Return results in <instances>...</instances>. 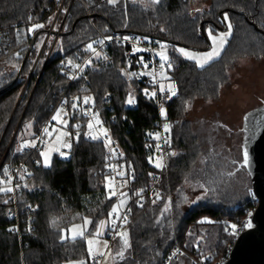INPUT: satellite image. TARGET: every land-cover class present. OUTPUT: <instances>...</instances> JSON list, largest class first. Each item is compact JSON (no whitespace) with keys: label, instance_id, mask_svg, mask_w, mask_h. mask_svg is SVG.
Masks as SVG:
<instances>
[{"label":"trees","instance_id":"1","mask_svg":"<svg viewBox=\"0 0 264 264\" xmlns=\"http://www.w3.org/2000/svg\"><path fill=\"white\" fill-rule=\"evenodd\" d=\"M62 2L0 0V29L9 34L8 53L0 55V178L6 179L5 167L12 174L27 160L31 175L27 186L17 191V202L21 209L38 206L33 230L24 233L20 241L10 216L12 192L0 193V264L88 261L85 239H62V230L80 216L88 217L93 224L86 235H91L100 220L111 218L108 214L115 198L108 193L107 151L99 140L88 139L87 120L76 111L64 116L72 133L68 158L60 151L45 167L40 151L32 153L33 147L18 151L27 138L37 137L63 94L81 100L94 98L100 119L125 154L124 172L135 174L128 188L132 202L124 226L130 247L124 248L120 236L113 241L114 264H163L176 241L188 254L182 257L185 264L203 258L205 264H214L228 256L234 235L227 232L226 222L241 224L245 220L252 185L236 188L232 176L236 170H244L241 153L232 157L230 153L225 163L226 153L217 151L220 144L209 152L188 114L197 100L220 96L229 82V70L240 60H264V0H117L115 5L108 0H66L65 9L71 7L63 31L49 57L50 45L40 55ZM228 22L232 24L228 43L220 57L203 68L177 52L179 47L207 51L211 46L208 30L225 32ZM35 24L43 27L29 31ZM99 33L144 35L168 48L172 64L169 82L175 83L177 94L163 106L164 120L174 123V154L159 187L161 199L150 194L157 166L155 145L148 135L159 119V107L144 96L148 85L131 75L126 61L129 50L110 45L108 55L93 58L72 85L64 75L65 62L84 58L86 44ZM129 94L137 107L127 103ZM77 122H82L79 141L74 136ZM223 148L228 147L223 144ZM240 190L244 196L243 191L238 194ZM169 198L171 207L165 211ZM121 249L123 258L117 256Z\"/></svg>","mask_w":264,"mask_h":264},{"label":"built area","instance_id":"2","mask_svg":"<svg viewBox=\"0 0 264 264\" xmlns=\"http://www.w3.org/2000/svg\"><path fill=\"white\" fill-rule=\"evenodd\" d=\"M65 4H66V0H63L47 32L46 38L41 47L40 55L42 51L44 50V48L47 45H50V51L48 54V57H49L50 53L52 52L55 44L57 43L63 31L64 23L70 11V7H71L70 5L68 9H65L64 7ZM63 12L65 13L64 15L62 14ZM107 37H111V39H107ZM126 37L128 39H125ZM101 40L104 41L103 44L99 43ZM90 43L93 44V46L97 49V51L101 53L102 57L108 55V48L112 44H115L118 47H123V48L128 49L129 55L126 58V61H127V66L130 69V72L136 73L134 77L138 78L140 81H143L148 85L146 89H148L149 93H151L152 91H156L155 97H151L150 95L146 96L144 94V96L147 99L155 101L159 107V119L156 121L155 127L149 132V133H159L160 134L159 139H155L154 137L149 136V138L152 140V142L155 145V150L153 152L154 161L162 165L161 167H157V171L151 176L152 187L150 190V194L151 196H156L155 194L159 193V187L161 186L162 182L164 181V178L167 176L169 172V159L174 154L173 137L171 133V128L174 125V123L165 121L164 116H162L160 112L161 107H163L166 102H169L174 97V96H171V93L168 90V88H165V91L163 93L159 91V86L161 83L164 84L166 82H169V80L162 79L159 76V73L161 71L160 69L161 61H160L159 55L155 53V50L159 49L160 47L152 43L151 39L144 35L112 34V35L106 36V35L99 33V36L96 39H93L86 44L85 46L86 56L84 58H79L77 60H74V63H79L81 65H84L87 60L89 59L92 60L93 58H96L95 55H93L90 51L87 50V45ZM8 48H9V34L7 31L0 29V55L7 54ZM134 49H138V50H134ZM38 59L36 63L38 62ZM67 61L64 64L63 72H64V75L69 78L70 85H72L75 82V80L79 77L82 71L77 70L73 68L72 66L68 65ZM144 64H148L149 67L147 69L144 68L143 67ZM165 69H166V74L169 77L170 72L172 71V68H167V64H165ZM152 70H155V74L157 76V79L155 81L152 79V76L147 75V74H142V73L150 72ZM72 76H75L76 78L73 79L71 78ZM65 101H67L66 104L64 103ZM72 103H73V97H69L66 94H63L59 98L57 104L52 108V114L50 118L43 124L41 130L39 131V134L36 137L37 147L32 148V153L39 152V151L41 152V150L45 147V143L48 139V136L43 131L45 128H48L49 131L52 132V134L54 133V127H53L54 122H53L52 117L62 106L67 110L68 115L76 111L80 116H82V118L86 119L87 122L90 119V115H86L84 113L83 109L85 108H88L90 112L91 111L98 112L99 117H101L100 111H98L95 108V106L93 107L91 105H84L81 100L79 108L72 109L71 107ZM132 107L133 108L137 107L136 101H134V103L132 104ZM109 109L111 111L113 110L112 107H109ZM165 123L171 126L170 131L167 133L164 131V127H163ZM76 125H80L82 127V122H77ZM76 125H75V133H74L75 137L78 131L76 128ZM104 127L106 126L104 125ZM88 139L91 140L90 138ZM111 140H112V137H111ZM99 141L102 142L103 145L105 146L103 138H101ZM158 145H159V150L157 148ZM105 148L107 151V165H106L107 183H109L108 178H111L112 180V189L108 187V193L110 195V192L113 189L116 190L117 195H114L111 197L115 198V204H118L120 199L122 198L120 197L119 193L128 191V188L130 187V185L135 179V174L134 173L129 174V175L127 174L123 177L117 175L118 171L125 170V167H126L125 154L113 142V140H112V144L108 147L105 146ZM110 149H115V151L112 152L110 151ZM110 164L118 166L117 172H113L112 169L108 167V165ZM25 169H27V172H25ZM29 173L31 174V169L27 166V160H26L23 163H20L18 166H16L14 169V172L11 174L12 177L14 178L12 186L15 188V190L12 192V196H11V199L13 200V208L10 211V216L15 220V227L13 228V231L18 234L20 241L24 233L26 232L30 233L33 230L32 224L35 220V214L38 211L37 205H34V206L28 205L24 209H21L19 208L18 202H17V197H16L17 191L25 187V185L27 184V180L30 176ZM22 175L25 177L24 179H21ZM133 176H134V179L132 178ZM15 185H20V186L15 187ZM249 199H250L251 206L247 210V216L241 224H235L237 226L235 232H233L231 228V225H233L232 222L231 221L226 222V224L228 225L227 232L234 235V244L239 238V236L244 231L249 229L247 225L249 223H252L253 214L258 206V200L256 198L255 191L253 188H250L249 190ZM143 201H144V198L141 197L140 203H143ZM131 202L132 201L130 200L126 207H123L121 205L119 208L117 231H123L124 226L128 222ZM124 217H126L127 222H125ZM118 237L119 236L115 235V233L112 231L111 225L109 223V226L107 230L105 231V239L108 241L109 249L112 246L113 241ZM229 255L226 257H222L220 261H216L214 264H225L229 259ZM185 256H188L187 252L176 241L173 248L167 253L166 257L164 258L163 264H173L174 262L178 261L179 259ZM208 260L211 261L212 258L208 257ZM206 261L207 260L204 258L199 261L193 260V264H205ZM87 264H105V256L103 257L98 256L95 261L92 259V257H90L89 260L87 261Z\"/></svg>","mask_w":264,"mask_h":264},{"label":"snow or ice","instance_id":"3","mask_svg":"<svg viewBox=\"0 0 264 264\" xmlns=\"http://www.w3.org/2000/svg\"><path fill=\"white\" fill-rule=\"evenodd\" d=\"M108 2L110 4L115 5L117 3V0H108ZM152 3H159V0H152ZM224 20L225 21L228 20L227 14H225ZM42 27H43L42 24H35V25L32 26V29H30L29 31H34L35 29L42 28ZM231 34H232V24H231V22H228L227 23V31L219 33V36L213 35L211 29L208 30V35H209V37L212 40V46H211V50L210 51L203 52V53H194V52H190V51H188V50H186L184 48H180V49H178V51L182 55H184L185 57H187L189 59H192V60H195L197 62V64L199 65V67L203 68L205 66V64L209 63L215 57L220 55V52L223 50L224 46L228 43V37H230ZM107 39H111V37H107ZM125 39H128V38L126 37ZM103 42L104 41L101 40L99 43L103 44ZM166 47H167L166 45L162 44L161 45V50L158 52V55H159L160 61H161V63H160L161 71L159 73V76L162 79L170 80L171 78L168 77L167 74H166L165 64H167V68H172V64L170 62L168 53L166 51ZM87 50L90 51L97 58H99L101 56V53L98 52L97 49L91 43L87 45ZM134 50H138V49H134ZM104 58L106 59L107 57H104ZM67 64L72 66L73 68H75L77 70L83 71V69L85 67H87V66L92 64V61H91V59H89V60H87L85 62L84 65H81L79 63H74V61L72 59H69L67 61ZM143 67L147 69L149 66H148V64H144ZM142 74H147V75L152 76V79L154 81L157 79V76L155 74V70H152V71L147 72V73H142ZM125 75H128V73H125ZM131 75L135 76L136 73H131ZM71 78L75 79L76 77L72 76ZM167 87H168V90L171 93V96H175L177 94V89H176L175 83H169ZM159 91L161 93H163L165 91V85L163 83L160 84ZM144 94L146 96L150 95L151 97H155L156 96V91H152L151 93H149L148 89H145L144 90ZM169 98H171V97H169ZM64 103L66 104L67 101H65ZM80 103H81V98L80 97H73V103L71 105L72 109L79 108ZM82 103L84 105H91V106L94 107L95 101H94L93 97L85 96V97H83ZM127 103L130 104V105L134 103V97L131 94H129V96L127 98ZM83 111H84V113L86 115H90V119L87 122L88 131L85 133V135L88 138H90L91 140H94V141L95 140H100L101 138H103L105 146L106 147L110 146L112 144L111 136H110L109 130L106 127H104V122L100 119L99 113L95 112V111H91L90 112L88 108L83 109ZM160 112H161L162 116L166 117V110L163 107H161ZM62 114L64 116L68 115L67 110L63 106L56 112V114L52 117V119L54 121H58L60 124H62V125H64L66 127L67 124H68V121L64 120L62 118ZM80 127H81L80 125H76V128H77L78 131L76 133V137L75 138H76L77 141H79V138H80V133H79V128ZM163 127H164V131L166 133L170 131V127L171 126L169 124L165 123ZM43 131L48 137L52 136V132L49 131L48 128H45ZM71 135L72 134L67 132V131L60 130L58 135L55 137L56 143L60 147L71 149V147H72L71 142L69 140H64L63 139L64 137H70ZM149 136H152L155 139H159L160 138V134L159 133H149ZM29 146L33 147V148L37 147V141H35V140L25 141L20 146L18 151L22 150L25 147H29ZM157 148L159 150V145L157 146ZM59 150H60L59 147H53V145L48 144L47 145V150L46 151H41L40 155L44 159L45 166H48L49 163H50V153L52 151H59ZM110 151L114 152L115 149H110ZM60 155L64 156L66 154L64 152H60ZM243 158H244V163L247 164L248 163V152L246 150L244 152V157ZM37 163H39V161ZM156 166L157 167H161L162 165L157 163ZM108 167H110L113 172H117V167H118L117 165H111L110 164V165H108ZM3 172L5 174V177H7V178L6 179L5 178H0V193L13 192L15 190V188L12 186L14 178L10 174L9 169L7 167H5L3 169ZM25 172H27V169H25ZM29 175H31V174L29 173ZM117 175L123 177V176L126 175V173L124 171H118ZM24 178L25 177L22 175L21 179H24ZM132 178L134 179V176ZM108 180H109L108 187L110 189H112V180H111V178H108ZM19 186L20 185H15V187H19ZM26 186L27 185H25V187ZM140 191L142 192L143 190L141 189ZM114 195H117V192H116L115 189H113L110 192V197L114 196ZM119 195H120V197H122V199H120L118 204H115V205L112 206L111 211L109 212L108 215H109V217H111L110 225H111L112 231L115 233V235H118V236H120L122 238L124 248H127V247H130L129 241H128V234L126 232H123V231H117L118 218H119V208L124 203L123 197L126 196V193L121 192V193H119ZM155 195L157 196L158 199L161 198L159 196V193H156ZM5 203H7V201H5ZM153 203H155V200L153 201ZM170 207H171V198H169L168 204L165 205V211H169ZM83 220H84L83 225H72L70 228L62 230L63 235H62L61 238L62 239H66V238H68V234L71 233V238L73 240H75L77 238L85 239L86 244H87L88 255L90 257H92V259L94 261L97 259L98 256L103 257V256L110 255V253L107 252V251H104V252L100 251L101 241L98 239V237H100L103 234V232L107 230V228L109 226V221L108 220H100L99 223L96 225V229H95V232L92 234V237L89 238L85 234L86 233V228H87V226L92 225L93 221L90 218H88V217H84ZM124 220H125V222H127L126 221V217H124ZM52 224H53V226H55L56 221L53 220ZM247 226L251 227V223H249ZM231 228H232L233 232H235L237 226L235 224H233V225H231ZM10 231H11V229H10ZM102 246L105 249H107L108 248V241H106V240L103 241L102 242ZM117 256H119L120 258H123L124 257V249H121L119 252H117ZM73 264H87V261L82 259V260L73 262Z\"/></svg>","mask_w":264,"mask_h":264},{"label":"rangeland","instance_id":"4","mask_svg":"<svg viewBox=\"0 0 264 264\" xmlns=\"http://www.w3.org/2000/svg\"><path fill=\"white\" fill-rule=\"evenodd\" d=\"M219 33L221 32L212 33V34L215 36H219ZM209 40L212 46V40L210 37ZM154 44L160 47L159 49L155 50V53L158 55V52L161 50V45L163 43L156 42ZM180 48L182 47L177 48L178 53H180L178 51V49ZM186 50L194 53H203L210 51L211 48L208 49L207 51H194L189 49ZM223 50L220 52V55L223 52ZM166 51L168 52L167 47H166ZM220 55L215 57L212 61L218 59ZM182 56L186 59H189L184 55ZM212 61H210L209 63H211ZM207 64H205V66ZM228 73H229V79H228L229 82L227 85L223 87L220 96L217 99L210 101L197 100L188 114V119H190L195 124V127L197 128L198 132L205 140L209 152L212 151L211 150L212 148L213 149L215 147L217 148V146H219L220 144L217 151L226 153L224 154V157H226L224 158V161H226L225 163L229 161L230 153L232 154L231 157L233 156V154L241 153V159L243 160L242 139H243L244 116L251 110L264 104V60H256L253 58L242 59L236 64L235 67L230 69ZM169 83L170 82L164 83L165 88H168L167 86ZM62 118L64 119L63 114H62ZM53 122H54L53 124L54 133L52 134L51 137H48L45 143V147L41 151H46L48 144L53 145V147H59L60 150L52 151L50 153V163L48 166H45L44 159L41 156L42 164L45 167H49L51 165L53 156L60 151L66 154L62 156L63 158H68L69 156L68 148L66 149L64 147H60L56 143L55 137L58 135L60 130L67 131L69 133L71 132L67 129V126L65 127L64 125L60 124L58 121L53 120ZM63 139L69 140L72 143V135L70 137H64ZM32 140L36 141V138L26 139V141H32ZM223 144L228 148H223ZM232 180L236 188L240 186L245 187V185L251 182L250 176L245 169L243 171L236 170L234 175L232 176ZM238 194H242L244 196L245 195L244 190H240ZM123 199H124V203L122 206L126 207L130 201V196L127 195L123 197ZM80 217L75 219V221H73V223L68 228H70L72 225H83L84 220L81 219ZM110 220H108L109 223ZM251 227H252V223H251ZM88 232H90V226H87L85 234H88ZM94 232H92L91 235L89 234L86 236L91 238ZM123 232L127 233V230L123 229ZM68 239L73 240L71 238V233L68 234ZM98 239L101 241L100 251L101 252L107 251L110 253V255L105 256V264H114L111 248L105 249L102 246V242L106 240L105 231L100 237H98ZM185 262L186 260L184 258L183 259L181 258V260L179 259L178 264H185Z\"/></svg>","mask_w":264,"mask_h":264},{"label":"water","instance_id":"5","mask_svg":"<svg viewBox=\"0 0 264 264\" xmlns=\"http://www.w3.org/2000/svg\"><path fill=\"white\" fill-rule=\"evenodd\" d=\"M223 22L226 23L224 19ZM36 37L30 49L33 48ZM245 150L248 152V163L245 164L243 158L241 167L250 176L258 206L253 214L252 227L239 236L225 264H264V104L244 116L243 157ZM123 193L128 195V191Z\"/></svg>","mask_w":264,"mask_h":264},{"label":"crops","instance_id":"6","mask_svg":"<svg viewBox=\"0 0 264 264\" xmlns=\"http://www.w3.org/2000/svg\"><path fill=\"white\" fill-rule=\"evenodd\" d=\"M69 264H73V263H69Z\"/></svg>","mask_w":264,"mask_h":264}]
</instances>
